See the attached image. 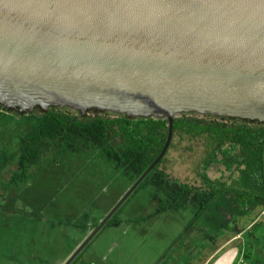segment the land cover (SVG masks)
Here are the masks:
<instances>
[{"label": "water", "instance_id": "obj_1", "mask_svg": "<svg viewBox=\"0 0 264 264\" xmlns=\"http://www.w3.org/2000/svg\"><path fill=\"white\" fill-rule=\"evenodd\" d=\"M50 106L168 120L159 154L70 264L162 158L175 114L264 122V0H0V107Z\"/></svg>", "mask_w": 264, "mask_h": 264}, {"label": "rangeland", "instance_id": "obj_2", "mask_svg": "<svg viewBox=\"0 0 264 264\" xmlns=\"http://www.w3.org/2000/svg\"><path fill=\"white\" fill-rule=\"evenodd\" d=\"M98 151L68 156L56 166L48 160L53 152L47 151L17 186L9 184L16 160L1 170L0 264H64L132 185ZM197 158L199 152L177 144L160 169L198 189L201 183L195 180L203 166ZM227 172L221 163L207 171L213 180L228 179ZM156 191L149 179L143 181L118 208L113 217L117 223L103 225L70 264H200L219 245L222 250L239 247L233 264H264V209L238 215L235 222L229 221L225 204L218 213L209 208L199 217L193 201L160 212L159 202L151 198ZM158 195L165 206L176 204L161 191Z\"/></svg>", "mask_w": 264, "mask_h": 264}, {"label": "trees", "instance_id": "obj_3", "mask_svg": "<svg viewBox=\"0 0 264 264\" xmlns=\"http://www.w3.org/2000/svg\"><path fill=\"white\" fill-rule=\"evenodd\" d=\"M11 123L15 128H9ZM0 126L7 129L6 132L4 129L0 131V172L16 160V170L10 174L9 184L17 186V182L29 178L31 166L37 164L47 151L53 152L48 160L56 166L68 156L91 150H99L102 158L109 164L114 163L116 174L128 178L132 184L162 149L168 120L96 109L80 115L79 111L66 106H50L47 110L37 107L30 113L19 115L14 109L0 107ZM8 129L13 131L9 133ZM4 138L8 139L7 146L2 143ZM49 141L53 143L48 144ZM177 144L184 150L199 152L197 165H202L203 169L196 176L201 183L198 189L192 188L190 183L173 179L160 169L169 151ZM263 149L264 122L180 112L173 117L172 138L166 152L138 186L149 179L156 187L151 198L159 202L160 212L186 207L193 201L197 202L193 204L198 207L195 216L199 217L209 208L218 213L217 209L225 204L229 221L235 222L238 215L253 212L256 208L264 209ZM220 163L226 165L228 179L213 180L208 176V167ZM160 191L176 204L165 206L163 198L158 195ZM181 199L183 203H177ZM115 213L105 224L117 223L113 218ZM97 224L98 221L92 229ZM88 229L89 226L85 232ZM262 232L264 245V226Z\"/></svg>", "mask_w": 264, "mask_h": 264}, {"label": "crops", "instance_id": "obj_4", "mask_svg": "<svg viewBox=\"0 0 264 264\" xmlns=\"http://www.w3.org/2000/svg\"><path fill=\"white\" fill-rule=\"evenodd\" d=\"M222 251L223 250L221 249V245H219V247H216L214 250H211L205 260L200 264H210Z\"/></svg>", "mask_w": 264, "mask_h": 264}, {"label": "flooded vegetation", "instance_id": "obj_5", "mask_svg": "<svg viewBox=\"0 0 264 264\" xmlns=\"http://www.w3.org/2000/svg\"><path fill=\"white\" fill-rule=\"evenodd\" d=\"M195 181H197V180H195ZM195 185V184H194ZM194 204H197V202H193Z\"/></svg>", "mask_w": 264, "mask_h": 264}, {"label": "built area", "instance_id": "obj_6", "mask_svg": "<svg viewBox=\"0 0 264 264\" xmlns=\"http://www.w3.org/2000/svg\"><path fill=\"white\" fill-rule=\"evenodd\" d=\"M244 264V263H243Z\"/></svg>", "mask_w": 264, "mask_h": 264}]
</instances>
